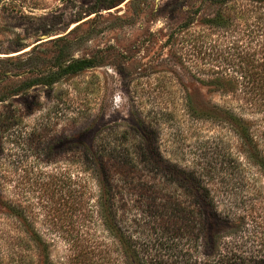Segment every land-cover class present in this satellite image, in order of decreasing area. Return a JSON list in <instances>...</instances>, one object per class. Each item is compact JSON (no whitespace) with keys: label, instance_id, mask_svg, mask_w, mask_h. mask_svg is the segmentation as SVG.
I'll use <instances>...</instances> for the list:
<instances>
[{"label":"rangeland","instance_id":"1","mask_svg":"<svg viewBox=\"0 0 264 264\" xmlns=\"http://www.w3.org/2000/svg\"><path fill=\"white\" fill-rule=\"evenodd\" d=\"M258 6L0 0V264H132L165 241L203 260L224 221L223 240L264 233V111L211 83L231 53L264 59Z\"/></svg>","mask_w":264,"mask_h":264},{"label":"trees","instance_id":"2","mask_svg":"<svg viewBox=\"0 0 264 264\" xmlns=\"http://www.w3.org/2000/svg\"><path fill=\"white\" fill-rule=\"evenodd\" d=\"M260 2L261 0H257ZM262 4V3H261ZM256 7V30L264 32V10ZM264 49V45H263ZM254 53H244L238 57H226V69L217 71L221 77L211 80L223 93H240L243 100L252 110L264 111V59L254 60L251 55ZM92 65L91 60L76 59L71 60L49 76L42 79L32 80L29 85L37 83L48 84L59 77L78 72L85 67ZM253 107V108H252ZM218 223V221H216ZM240 223L223 222V227L219 228L221 233L234 235L240 231ZM258 227V226H257ZM256 226L248 229L243 237H232L224 239L226 235L212 234L205 239L207 252L202 254L203 260L199 257L181 253L176 250L172 242H158L155 244L154 252L142 254L138 261L132 264H264V233L257 230ZM218 228V226H216Z\"/></svg>","mask_w":264,"mask_h":264}]
</instances>
